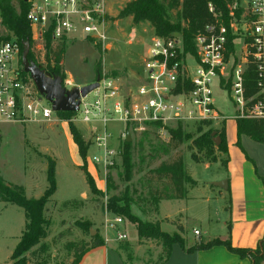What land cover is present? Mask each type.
I'll return each instance as SVG.
<instances>
[{
  "label": "rangeland",
  "instance_id": "rangeland-1",
  "mask_svg": "<svg viewBox=\"0 0 264 264\" xmlns=\"http://www.w3.org/2000/svg\"><path fill=\"white\" fill-rule=\"evenodd\" d=\"M130 1L133 0H117L112 3L109 19L104 23L103 40L93 42L82 40L78 36L75 40L64 43L62 70L64 80L68 84L62 82L67 90L80 89L97 80L109 78L119 88L123 98L136 96L137 87L142 83L143 60L155 34L147 22L133 24L131 17L115 18ZM233 1L230 0V3ZM11 2L18 9L19 0ZM167 17L171 23H175L176 11H168ZM5 35L14 38L0 26V37ZM173 35L176 36L175 33ZM58 44L52 43V47L55 49ZM39 51L40 48H34L35 57H43L44 54ZM97 63L100 73L96 72ZM213 91L215 106L229 118L211 125L180 124L182 130L195 139L209 129H220L224 123L226 150L229 151V147L238 148L240 145L236 133V119L232 118L234 111L228 96L215 87ZM92 98L91 92L87 95V100L91 101ZM65 117H68L70 122L64 120ZM167 123L170 127L166 128L177 127L174 122ZM69 125L74 127L82 139L83 146L87 148L84 160L76 152L77 147L73 143ZM100 127L99 123H82L78 111L58 117L52 122L0 123V177L6 185L21 187L25 197L37 198L48 187L47 159L54 163L56 190L45 205L44 218L48 225L46 237L41 240L47 250L41 252L39 246L32 248L26 254L28 264H71L75 247L81 249L96 243L98 239L94 240L93 237H99V230L103 238L109 239L120 255L119 257L116 251L109 250L108 264H160V243L152 239L138 240L135 227L125 218L122 217L124 226L121 228L127 238L125 241H117L114 231L105 229L106 219L114 216L107 210V201L111 196H120L126 187L134 200L133 215L143 222L152 223L158 222V219L171 218L162 221L161 230L169 235H180L186 244L195 246L213 238L226 236L227 232H230L228 223L231 225L232 220L228 214V199L219 195L214 188H210L215 168L205 166L206 163H212L205 159L203 153H196L195 149H191V142L174 148L168 131H163L156 125L124 127L123 123L112 120L107 124L112 135L108 145L109 149H117L120 154L115 157L112 166L103 168L102 165L97 166L90 162L92 156L101 153L92 140L94 132H99ZM198 127L201 128L200 132ZM127 137L130 142L126 141ZM216 139L219 137L214 139V143ZM126 143H131L133 170L130 182L124 179L121 163ZM219 144L220 139L215 146ZM192 154H196L198 163L193 161ZM218 155L222 162L223 156L220 153ZM178 156L182 157L186 172H189L196 186L188 190L185 199L160 201L156 216L154 212L158 205L155 206L149 197L155 191L163 190L168 182L166 179H158L151 172L160 164L170 163ZM79 161L80 165L77 166ZM84 172L92 179L95 193L88 187ZM108 177L110 182L107 183ZM189 187V184L185 185V188ZM20 211L24 229V212L22 209ZM179 221L183 227L182 231L177 227ZM193 229L201 233L199 238L193 235ZM92 231L96 232L95 236L91 235ZM228 239L231 240L230 236ZM68 244L75 246L73 249L71 246L70 250ZM172 248V257L166 264L195 263V258L182 257L179 254L181 248L178 245ZM220 256L219 252H214L213 262H221Z\"/></svg>",
  "mask_w": 264,
  "mask_h": 264
},
{
  "label": "built area",
  "instance_id": "built-area-1",
  "mask_svg": "<svg viewBox=\"0 0 264 264\" xmlns=\"http://www.w3.org/2000/svg\"><path fill=\"white\" fill-rule=\"evenodd\" d=\"M115 1L26 0V22L34 47L45 54L47 36L52 43H65L78 36L93 42L103 40L104 23ZM207 8L213 21L194 36V53L185 51L178 34L151 39L143 60L142 83L134 98H123L114 81L104 78L92 92L91 101L87 96L80 100V121L101 126L92 139L101 153L91 157L92 164L112 166L120 154L108 145L112 135L107 124L112 120L124 127L159 125L163 131L170 127V121L176 125L224 122L229 116L215 106L213 87L227 94L233 119L262 123L264 139V0L228 3L227 25L211 3ZM248 70L253 73L254 93L250 96ZM57 118L51 103L23 73L16 39L0 40V123L52 122ZM123 226L120 216L106 219L105 229L114 231L117 241L127 239ZM193 235L199 238L201 233L194 229ZM254 251L259 264H264V236Z\"/></svg>",
  "mask_w": 264,
  "mask_h": 264
},
{
  "label": "trees",
  "instance_id": "trees-1",
  "mask_svg": "<svg viewBox=\"0 0 264 264\" xmlns=\"http://www.w3.org/2000/svg\"><path fill=\"white\" fill-rule=\"evenodd\" d=\"M208 3H211L216 11L222 13L223 23L227 25L226 5L230 3V0H133L128 2L115 18L122 19L131 17L133 24L147 22L154 30L155 36L158 37H169L174 33L178 34L182 37L185 51L194 53V36L202 30L206 24L213 21L212 16L208 12ZM173 10L176 11L177 20L175 23H171L167 17L168 11ZM26 12L27 6L23 0H19L18 9L12 5L11 0H0V26L14 36L19 44L21 53L26 45L29 47V54L27 57L29 62L39 67L50 77H59L63 81L64 73L62 70V61L65 52L64 43H59L54 49L50 37L47 36L44 43L46 53L43 57L40 55L39 57H35L33 53L35 47L31 40L29 26L26 22ZM9 38V35H5L0 37V40H8ZM96 72L100 73L98 63ZM246 79L247 94L250 96L254 93L252 82L253 73L251 70L246 72ZM71 114L73 113H57V117ZM64 120L70 122L68 117H65ZM156 127H159V125ZM200 129L201 128L198 127L199 132ZM69 131L73 143L77 147L79 157L84 160L87 148L83 146L80 135L75 131L72 125H69ZM167 131L171 143L174 144V148H177L180 144L185 142H191V149H195L196 153H203L205 159L210 163L217 162L216 152L227 154L224 139V123L221 125L220 129H209L195 139H192V136L184 133L180 124H178L175 129L167 128ZM236 133L238 137L244 135L254 142H264L263 126L262 123L257 120L236 119ZM217 136L220 139V144L215 146L214 139ZM124 148L121 163L124 171V179L126 182H130L133 170V163L130 155L131 143H126ZM192 159L196 163L199 162L196 154H192ZM47 162L46 180L48 182V187L39 198L25 197L24 190L21 187L6 185L0 177V201L19 206L24 212L26 222L25 229L10 257L11 264H28L26 254L36 246H39L41 252H46L47 250V246L41 243V240L46 237V227L48 225V221L44 218V210L45 205L56 190L54 163L48 159ZM227 162V159H225L221 162V165L226 167ZM151 173H154L158 179H166L168 182L167 185H164L165 187H163V190L160 192L155 191L150 195L149 199L152 200L155 206L162 200L185 199L187 194L185 185L189 184L191 187L195 186V182L186 172L181 156H178L170 163L160 164ZM84 176L88 187L95 193L96 189L92 179L85 172ZM108 182H110L109 177L107 178V183ZM133 203L134 200L129 193L128 187H126L125 191L120 196H111L107 201L106 207L111 214L125 218L135 227L138 240L152 239L160 243V264L169 259L173 245H178L187 254L222 246L228 252L238 255L240 258H249L252 264H259L260 262V258L256 251L234 248L229 239H213L186 248L184 239L180 237V235H169L161 230L158 222H143L133 215ZM157 209L158 206L155 208L154 213H157ZM178 230L182 231L181 227H178ZM93 239L98 240L91 246H83L81 249L75 247L71 264H78L84 254L89 250L105 244L99 237H93ZM71 246L73 249L75 245L68 244V249H70Z\"/></svg>",
  "mask_w": 264,
  "mask_h": 264
},
{
  "label": "crops",
  "instance_id": "crops-1",
  "mask_svg": "<svg viewBox=\"0 0 264 264\" xmlns=\"http://www.w3.org/2000/svg\"><path fill=\"white\" fill-rule=\"evenodd\" d=\"M238 142L240 147H231V149L229 147L227 154L220 153L224 158L223 160L227 159L228 161L226 167L221 165L219 152L216 153V163L205 164L208 168L211 166L215 168L211 177L210 188H214L219 195L228 199V214L232 220L231 225L228 223V227L231 228L230 232L228 231L226 236L213 239L227 240L230 236L232 247L254 251L264 236V144L254 142L244 135L239 137ZM79 165L80 161L77 166ZM222 169H224V172H222ZM195 186L187 188L185 198H187L188 190L193 189ZM18 208L20 207L17 205L0 201V264H11L10 257L25 229L26 222L24 220L23 229L21 208ZM45 211L46 207L44 214ZM158 212L159 204L157 213H155L156 216ZM167 219L171 218L157 220L160 228H162V221ZM164 223L167 222L164 221ZM180 224L181 221L178 222L177 227H181L183 230L182 224ZM98 234L105 244L89 250L78 264H108L109 250H116L109 239L103 238L100 230ZM191 246L194 245L185 243L186 248ZM173 251L172 248L170 257L164 264L170 260ZM214 252L221 254V262H213L212 254ZM179 254L182 257L195 258L194 264H252L249 258H240L238 255L228 252L222 246L213 247L207 251H196L192 254H187L180 249ZM118 256L120 257L119 254Z\"/></svg>",
  "mask_w": 264,
  "mask_h": 264
},
{
  "label": "water",
  "instance_id": "water-1",
  "mask_svg": "<svg viewBox=\"0 0 264 264\" xmlns=\"http://www.w3.org/2000/svg\"><path fill=\"white\" fill-rule=\"evenodd\" d=\"M26 0H23L25 2ZM29 54V47L26 45L21 53V65L24 74H28L33 80L38 92L48 100L55 113H76L79 108V103L82 98H85L98 87L97 80L95 83L83 86L80 89H73L71 91L63 87L61 78L50 77L43 72L39 67L29 62L27 57ZM216 139L215 143H218ZM130 142L129 137L126 138ZM92 236L95 232L92 231Z\"/></svg>",
  "mask_w": 264,
  "mask_h": 264
}]
</instances>
